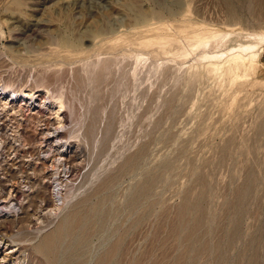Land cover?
Returning a JSON list of instances; mask_svg holds the SVG:
<instances>
[{
	"label": "rangeland",
	"instance_id": "rangeland-1",
	"mask_svg": "<svg viewBox=\"0 0 264 264\" xmlns=\"http://www.w3.org/2000/svg\"><path fill=\"white\" fill-rule=\"evenodd\" d=\"M250 1L0 0V264H264Z\"/></svg>",
	"mask_w": 264,
	"mask_h": 264
},
{
	"label": "bare ground",
	"instance_id": "bare-ground-1",
	"mask_svg": "<svg viewBox=\"0 0 264 264\" xmlns=\"http://www.w3.org/2000/svg\"><path fill=\"white\" fill-rule=\"evenodd\" d=\"M138 1L139 0H127V5H130V6H137V4H138ZM154 1H156V2H162L163 0H154ZM223 4H225L226 6H227V8H228V11H229V14L231 15V17H233V16H236V11L237 10H235L236 8H235V5H236V0H220ZM241 1V0H240ZM248 9H249V11H250V13H252V14H254V15H256L261 21H262V24H264V0H251L250 2H249V4H248ZM138 11V10H137ZM136 11V12H137ZM238 12V11H237ZM138 13V15L139 16H141V18L143 19V18H146L145 16V14L143 13V12H141V11H138L137 12ZM61 40H62V42H64V43H66V44H68V45H70V44H72L74 41H73V39L72 38H70V37H67V36H62L61 37ZM76 42V41H75ZM59 139H61V138H59ZM60 141V140H59ZM133 160V159H132ZM133 163H134V161H133ZM131 165H133V164H131ZM54 168V167H53ZM115 178V177H114ZM113 181H115V180H113ZM108 183H110V182H108ZM113 184V183H112ZM86 186V185H85ZM102 185H100L99 186V188L101 187ZM110 186V184H108L107 186H105V187H109ZM61 187V186H60ZM69 188V187H68ZM102 188H104V187H101L100 189H98L97 191H100ZM108 189V188H107ZM31 191V190H30ZM96 191V192H97ZM142 192V191H141ZM63 193V192H62ZM144 193V192H143ZM145 194V193H144ZM147 194V193H146ZM71 195H75V194H71ZM79 196V195H78ZM143 196V195H142ZM138 198V197H137ZM140 199V198H139ZM139 199H136L137 200V202H138V200ZM69 200V199H68ZM88 199H86V201L85 202H88L87 201ZM135 200V198L132 200V202L131 203H133L134 204V202L136 201ZM63 202H65V201H63ZM84 202V201H83ZM84 202V203H85ZM82 203V202H81ZM132 204V205H133ZM195 204V203H194ZM136 204H134L133 206H135ZM196 205V204H195ZM56 206H57V204H56ZM3 207V206H2ZM98 208H92V210L94 211V213L95 214H97L98 215V220H100V219H103L104 218V216H105V214L106 213H103L101 210H103L102 208H103V206H97ZM99 207H101V209H99ZM132 207V206H131ZM56 208H58V207H56ZM105 209V208H104ZM83 210V209H82ZM85 211V210H84ZM90 211V210H89ZM88 211V212H89ZM109 211V210H108ZM60 212H62V211H60ZM110 212V211H109ZM55 213V212H54ZM108 213V212H107ZM81 214V213H80ZM100 214V215H99ZM109 214V213H108ZM72 215H74V214H72ZM71 215V216H72ZM76 215H77V213L74 215L75 217H76ZM82 215V214H81ZM28 216V215H27ZM26 216V217H27ZM87 216V215H86ZM91 216V215H90ZM89 216V217H90ZM74 217V218H75ZM93 217V216H92ZM106 217V216H105ZM111 217V216H110ZM78 218H79V216H78ZM84 216L83 217H81V219L79 220V221H77L76 223L74 222V220H72V222H74V224H70V226L68 227L69 228V230H68V234L70 233V234H72V233H74V230H75V232L77 231L76 230V227H78V229L80 230V233H81V235L79 236L80 237V241L81 242H84V241H86V239H87V237L89 236V230L88 229H86V228H84L83 229V225H86V224H82L83 223V221H84ZM73 219V218H72ZM95 219V218H94ZM106 220V219H105ZM40 221V220H39ZM92 221H95V220H93L92 219ZM87 222V221H86ZM85 222V223H86ZM102 222V221H101ZM89 223V222H88ZM91 224H93V222L91 223ZM90 224V225H91ZM98 224H100V223H98ZM97 224V227L99 226ZM102 224V223H101ZM94 225H96V223L94 224ZM44 226V225H43ZM64 226V225H63ZM87 226V225H86ZM92 226V225H91ZM61 227V226H60ZM94 227V226H93ZM103 227V226H102ZM62 228V227H61ZM61 228H59V229H61ZM99 228V227H98ZM98 228H97V230H98ZM2 229V228H1ZM0 229V230H1ZM90 229H92V228H90ZM66 229H64V231H65ZM133 230V229H132ZM132 230L130 231L131 233H132ZM94 231V230H93ZM59 232H61V231H58V234H60ZM62 232H63V230H62ZM78 232V231H77ZM126 233H127V231H126ZM58 234H55V235H47L48 237H44L45 239L43 240V242L39 245V247H38V251H39V249H40V251L39 252H41V249L43 250V252H46L47 254H48V256L52 259V257L56 254V252H57V239L59 238L58 237ZM76 234V233H75ZM62 235V234H61ZM77 235V234H76ZM76 235H74V236H76ZM91 235V234H90ZM128 236H129V234H127ZM3 236H5V235H1V233H0V245H1V242H2V240L1 239H4L5 237H3ZM9 236V235H8ZM92 236V235H91ZM127 236V237H128ZM62 237V236H61ZM77 237V236H76ZM126 236H125V238H127ZM69 240H70V238H69ZM74 240V239H73ZM77 239H75V242H78V240L76 241ZM89 241V240H88ZM128 241V240H127ZM123 242H125V241H123ZM74 243V242H73ZM84 245V244H83ZM120 245V244H119ZM123 245V244H122ZM166 245V243L164 244V246ZM73 246H74V244H73ZM72 246V247H73ZM81 246V245H80ZM86 246V245H85ZM167 246V245H166ZM177 246V245H176ZM59 247H62L61 246V244H60V246ZM72 247H70L71 249H73ZM83 247V246H82ZM115 247V246H114ZM124 247H126L125 245H124ZM131 247V246H130ZM129 247V248H130ZM150 247V246H149ZM129 248H126V254H125V257L127 258V253L129 252ZM165 248V250L167 249L166 247H164ZM81 249V248H80ZM115 249H117L116 247H115ZM62 250V249H61ZM66 250V249H65ZM119 250H120V254H122V251L124 252V250H123V246H120L119 247ZM164 250V251H165ZM75 251V250H74ZM78 251V250H77ZM163 251V252H164ZM82 252H84L83 250H82ZM114 252V251H113ZM119 252V251H118ZM76 253V252H75ZM110 253H112V252H110ZM133 253V252H132ZM146 253V252H145ZM43 254V253H42ZM131 254V251H130V253L128 254V255H130ZM134 254V253H133ZM169 254V253H168ZM255 254V253H254ZM113 255V254H112ZM61 256V255H60ZM76 256H78L79 257V255H75V257ZM82 255H80V257H81ZM110 256V255H109ZM115 256V255H114ZM113 256V257H114ZM168 255H167V252H164V259L167 257ZM54 257H56V256H54ZM53 257V258H54ZM68 257V256H67ZM71 257H72V254H71ZM71 257L70 258H68L69 260L71 259ZM122 257V256H121ZM131 257H133V256H131ZM3 258L6 260L7 259V254H5L4 256H3ZM72 258H74V257H72ZM110 258V257H109ZM136 258V257H135ZM3 259V260H4ZM58 259H60V258H58ZM104 259V258H103ZM107 259H108V257H107ZM111 259V258H110ZM110 259H108V260H110ZM118 259V258H117ZM117 259H115V263L116 262H118V260ZM123 259H124V256H123V258H122V262H123ZM133 259H134V257L132 258V261H133ZM72 260V259H71ZM70 260V261H71ZM117 260V261H116ZM139 261V259H136V261ZM74 261V260H73ZM111 261V260H110ZM138 261L136 262L137 264H138ZM260 261V260H259ZM258 261V262H259ZM72 262V261H71ZM102 262V261H101ZM105 262V261H104ZM140 262V261H139ZM178 262H180V261H178ZM262 262V261H261ZM108 263V262H107ZM114 263V264H115ZM119 263V262H118ZM254 263L255 264H257L255 261H254ZM105 264V263H104ZM123 264V263H122ZM154 264V263H153ZM156 264H161L160 262H156ZM180 264V263H179ZM182 264V263H181Z\"/></svg>",
	"mask_w": 264,
	"mask_h": 264
}]
</instances>
